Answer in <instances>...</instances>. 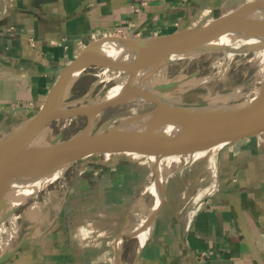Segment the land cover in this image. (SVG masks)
I'll use <instances>...</instances> for the list:
<instances>
[{"label": "crops", "instance_id": "crops-1", "mask_svg": "<svg viewBox=\"0 0 264 264\" xmlns=\"http://www.w3.org/2000/svg\"><path fill=\"white\" fill-rule=\"evenodd\" d=\"M248 1L0 0V137L43 108L87 49L203 27ZM189 155L154 216L151 154L83 158L66 193L26 209L2 264H264V132Z\"/></svg>", "mask_w": 264, "mask_h": 264}, {"label": "water", "instance_id": "water-1", "mask_svg": "<svg viewBox=\"0 0 264 264\" xmlns=\"http://www.w3.org/2000/svg\"><path fill=\"white\" fill-rule=\"evenodd\" d=\"M263 9L264 0H255L247 2L230 14L203 27L185 29L163 36L127 38L129 41L127 49L136 53L137 58L135 62H130L123 67L120 62L115 61L114 56L103 51L102 43L87 49L61 74L51 89L43 108L0 137V195L1 188L5 186V183L13 181L12 176L19 169H27L29 173H40L46 176L63 167L68 169L90 155L132 150L148 152L151 155L155 153L189 155L264 132V78L261 81L260 90L253 97L237 103L227 101V104L239 105V108L218 112L206 120L198 121L192 119L194 116L190 109L208 105L211 103L210 101L193 103L173 102L174 100L169 99L172 103L179 104L178 108H171L162 102L161 94L149 90V88L162 91L180 88L181 91L177 93L183 95L182 90L204 84L198 83L200 79L192 80L189 83H185V79L177 81L154 79L150 85L152 78L149 80L142 78L137 87L131 84V80L136 77L143 66L161 64L171 53L182 52L195 57L218 50H227L225 45L214 42L216 41L214 39L222 34L252 32L258 25V22L252 17ZM192 56L188 58H192ZM92 67L129 71L131 77L128 89L115 100H105L103 97L106 93H104L89 103L80 106L71 105L69 99L72 97V91L78 81ZM148 84L150 85L148 89L141 88ZM132 93L143 95L150 102L156 104L157 108L161 110L162 116L186 120L189 125L175 131L157 130L158 122L153 120L150 127L147 128L144 127V124L136 128L123 127L127 123L147 121L153 111L157 109L155 108L148 113L127 117L106 131L92 132L95 125L94 117L97 114L100 115L110 107L131 101L129 95ZM92 102L95 105L83 108ZM82 115L89 116L87 128L84 131L66 139L54 140L49 143L40 142L41 134L53 121L74 119ZM57 179H52L35 192L31 191L19 199H14L16 201L2 200L0 196V219L15 214L33 196L38 195ZM160 205L161 202L158 208ZM9 256L7 250L3 251L0 254V264Z\"/></svg>", "mask_w": 264, "mask_h": 264}, {"label": "rangeland", "instance_id": "rangeland-1", "mask_svg": "<svg viewBox=\"0 0 264 264\" xmlns=\"http://www.w3.org/2000/svg\"><path fill=\"white\" fill-rule=\"evenodd\" d=\"M251 1L255 0H249L248 2ZM242 52L237 53L230 61H228V58L231 54L228 50H218L195 57L189 54H183L182 52H174L168 55L161 64H156L154 66L147 64L143 66L139 73L143 76L155 69L154 74L145 77L146 80L151 78H155V80L158 81H177L185 79V83H189L196 79L208 78V81L202 85L182 90L183 95L177 93L181 91L180 88H175L170 91L156 90L152 87L149 88V90L156 91L163 97L174 101L197 103L201 101L212 102L220 98H227L229 103L243 102L256 95V92L260 90L261 81L264 78V50L260 53L259 49L252 47ZM189 56H192V58H188ZM130 77L129 71H119L107 67H92L89 69L88 73L78 81L77 87L72 91V97L69 101L71 105L74 106L89 103L95 98L104 95L111 87ZM142 78L140 77V80ZM237 89L239 93L235 97L229 98L233 92H237ZM155 108H157V106L153 102L132 100L110 107L100 115L97 114V116L94 117L95 125L92 128V132L106 131L113 128L127 117L148 113ZM88 121V115H82L68 120H55L49 124L46 130L41 134L40 142L49 143L54 140L66 139L74 136L87 128ZM172 154L173 153L153 154L152 159L156 164H159L160 161L162 162L160 168L165 179L170 173L178 171L186 164L191 163L194 156H196ZM150 161L152 162L151 159ZM76 164L77 162L70 166L62 177L58 178L45 190L33 196L26 205L13 214L11 220H6V217L0 219V254L8 249L9 246V250L12 249L20 240V236L24 230L23 217L21 216H24L26 209L32 206V204L34 209L37 207L39 202L34 200H37V198L39 196L41 197L43 194L46 195V193H48V197H50L55 193L52 192L54 190H58L57 192L60 193V196H62L63 192L66 193V188L63 184L65 182L64 178L67 177L66 175L68 172L75 168ZM13 193L10 201L19 192L13 191ZM54 195H56V193ZM50 202L46 207L48 210L53 209Z\"/></svg>", "mask_w": 264, "mask_h": 264}, {"label": "bare ground", "instance_id": "bare-ground-1", "mask_svg": "<svg viewBox=\"0 0 264 264\" xmlns=\"http://www.w3.org/2000/svg\"><path fill=\"white\" fill-rule=\"evenodd\" d=\"M252 18H254V20H256L258 22L257 27L252 32L241 33V34H234V33L222 34V35L217 36L214 39V40H216L214 42L225 45L227 47V50L231 54L230 57L228 58V61H230L232 59V57L234 55H236L237 53L249 50L252 47L259 49L260 53L262 50H264V9L261 10L260 12H258ZM128 46H129V41L127 38H125V39H123V40H121V41H119L113 45L104 47L102 49L106 53H109L110 55L114 56L113 58L115 59V61L120 62V65L123 67L130 62H135L136 58H137L136 53L130 52L127 49ZM157 68H159V67H157ZM154 70L150 71L149 73H147L146 75H143V76H141V73H138L136 75V77L133 80H131V84L133 86L137 87L138 86L137 84L140 80V77L145 78L146 76H150V75L154 74ZM154 79L155 78L151 79L150 85L153 83ZM198 81H200L198 83H205L206 81H208V78H202ZM129 85H130V78H128L127 80H125V81H123V82H121V83H119L113 87H111L106 92V94L103 98L105 100H108V99L109 100H115L116 98H118V96H120L122 94V92H124L128 89ZM150 85L148 84V85L143 86L141 88L148 89ZM258 91L256 92V94L258 93ZM238 93H239V90L237 89V92H233L229 98L235 97ZM129 96H130L132 101H145V102L150 101L146 97H144L143 95H140V94L132 93ZM160 97L162 99V102L166 106H169L171 108H178L179 107V104L172 103L171 100L169 101V99L163 97L162 95ZM173 102H175V101H173ZM93 105H95V103L92 102L88 105L83 106V108H89ZM238 106L239 105L227 104V98H220L214 102L209 103L208 105L201 106V107H193L190 110H191L192 115L194 116L192 119H195L198 121V120H204V119L206 120L208 117H211L212 115H214L215 113H218V112H226V111L234 110L236 108H239ZM153 120L158 122L156 124L157 130L175 131V130L185 128L186 126L189 125V122H187L186 120H182V119L177 120L176 118L171 117V116H162L161 110H159L157 108L149 116L147 121H140V122L137 121L138 123L137 122L127 123V124H124L123 127L124 128H136V127H140V126H142V124H144L145 126L144 125L143 126L145 128H147L148 126L150 127ZM170 156H171V154H170ZM152 158H153V154L150 156V159L152 160L153 164L156 166V172L158 174V179L153 184H151V186H150L151 192L155 196V199H156V203L153 207L151 215L155 213V211L157 210L161 200L164 197L165 181H166L163 174L161 173L160 166H161L162 162L160 161L159 164H156ZM178 158H179V156H178ZM178 158H176V159H178ZM66 170H67V168L65 169L63 167V168H60L59 170H57L56 172H53V173H50V174H47L46 176H44L40 173H36V174L35 173H29V171L27 169H25V170L19 169L18 171L14 172V174L12 176L13 181L7 183L8 185L5 183V186H3L1 188V195H0L1 199L2 200H5V199L10 200L12 195L14 194L13 191H16L19 193H17L16 196L11 200V201H16L14 199H19V198L23 197L24 195H26L27 193H30L31 191L35 192L37 189L43 188L47 184V182L51 181L52 179H54V178L57 179V178L62 177L64 175V173L66 172ZM161 190H162V196H161V198H159L161 195ZM151 215L145 224V228L146 227L147 228L144 229L139 234L140 236H143V237H141L142 242L145 241L146 237L150 233V229H151L150 224L153 221V217ZM12 217H13V214L8 215L6 217V220H11Z\"/></svg>", "mask_w": 264, "mask_h": 264}, {"label": "trees", "instance_id": "trees-1", "mask_svg": "<svg viewBox=\"0 0 264 264\" xmlns=\"http://www.w3.org/2000/svg\"><path fill=\"white\" fill-rule=\"evenodd\" d=\"M76 87H77V84H76V86H75V88H74V89H76Z\"/></svg>", "mask_w": 264, "mask_h": 264}, {"label": "built area", "instance_id": "built-area-1", "mask_svg": "<svg viewBox=\"0 0 264 264\" xmlns=\"http://www.w3.org/2000/svg\"><path fill=\"white\" fill-rule=\"evenodd\" d=\"M204 199H206V198H204ZM206 201V200H205Z\"/></svg>", "mask_w": 264, "mask_h": 264}]
</instances>
